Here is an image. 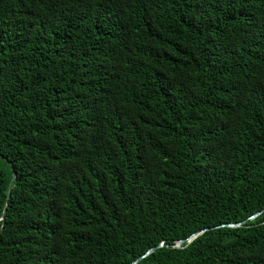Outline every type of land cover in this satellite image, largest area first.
Returning <instances> with one entry per match:
<instances>
[{"label":"trees","instance_id":"obj_1","mask_svg":"<svg viewBox=\"0 0 264 264\" xmlns=\"http://www.w3.org/2000/svg\"><path fill=\"white\" fill-rule=\"evenodd\" d=\"M160 243L264 264V0H0V264Z\"/></svg>","mask_w":264,"mask_h":264},{"label":"water","instance_id":"obj_2","mask_svg":"<svg viewBox=\"0 0 264 264\" xmlns=\"http://www.w3.org/2000/svg\"><path fill=\"white\" fill-rule=\"evenodd\" d=\"M15 173H13V177H14ZM13 180V179H12ZM11 184V183H10ZM11 191V187L9 186L7 194L9 195ZM260 212H257L255 214H253L250 218H253L255 216H257ZM4 214L5 212L2 213L1 219L4 218ZM240 223H236V224H226V226H239ZM224 226V225H223ZM213 227L210 228H205L201 231L198 232H194L193 234H191L187 239H182V240H178L177 241V246H180L185 240H187L188 242H190L191 240H193L197 235H199L201 232H204L205 230L208 229H212ZM163 243L158 244L157 246L151 247L150 249H148L144 254H142L140 257H138L136 260H134L132 263L130 264H136L141 258L145 257L146 255H148L149 253H151L156 247L158 246H162Z\"/></svg>","mask_w":264,"mask_h":264}]
</instances>
